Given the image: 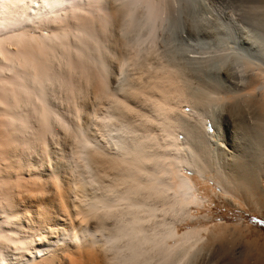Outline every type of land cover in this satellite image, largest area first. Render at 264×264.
I'll return each instance as SVG.
<instances>
[{
	"label": "bare ground",
	"instance_id": "bare-ground-1",
	"mask_svg": "<svg viewBox=\"0 0 264 264\" xmlns=\"http://www.w3.org/2000/svg\"><path fill=\"white\" fill-rule=\"evenodd\" d=\"M199 5L0 0V264H184L220 234L195 211L214 196L264 211V169L205 129L237 98L229 62L258 65L243 100L264 116V64Z\"/></svg>",
	"mask_w": 264,
	"mask_h": 264
},
{
	"label": "rangeland",
	"instance_id": "rangeland-1",
	"mask_svg": "<svg viewBox=\"0 0 264 264\" xmlns=\"http://www.w3.org/2000/svg\"><path fill=\"white\" fill-rule=\"evenodd\" d=\"M197 1H199V6L202 8V12L204 15H206V17L211 15L209 18H214L216 15L215 17H217V20L218 17L221 18L220 21L227 25L232 30L234 35L236 34L235 39H237L235 42L237 44L235 42H231L233 47H236L235 45H237V47L240 48L239 50L245 54V57H247L248 60L253 59V62H257L262 65L264 64V0H244L243 3L239 4L232 3L231 0H223V3L218 2V0H202V2L201 0ZM218 14H220V16ZM225 16H227L229 19H224ZM209 18L205 21L206 24L209 23ZM229 21H231V23ZM157 33L160 34L159 36L157 34L159 40L155 37L156 41L154 40L152 42V48L150 47L152 43H149L148 46L149 49L151 48L152 50H148L147 54H149L151 51L153 52H151L152 54L150 53L148 56L146 54V60L149 62L148 65L160 61L163 55L162 52H164V45H162L163 38H161V33H163V31H158ZM156 42L159 45H157ZM157 46L158 48H156ZM159 49L162 52H159ZM157 52H159V55ZM157 56L158 59L160 58L159 60L156 58ZM148 58L150 59L148 60ZM247 58L245 60H247ZM146 60H144L145 65ZM152 60L153 62H151ZM245 62H241V64L240 61L229 62L226 63L221 69L223 83L225 84L228 91L230 90L233 93H236L235 95H237V98L235 100H238L239 102L245 97V95H243L245 91L244 88L250 83L253 77L260 74V70L257 67L258 65L251 66L248 63V67H246L247 63ZM135 67L138 70L137 66H129V69L127 68V76L125 73L124 77H129V74L132 73L133 76L139 75L141 72L140 69H143L139 68L138 74L135 75L134 73H137L136 69V71H134ZM141 74L142 73H140V75ZM229 100L225 102V107L223 108L224 112L223 114L220 113V119H218L217 124L212 123L210 121L211 119L207 120V126L205 128L206 135L208 136L210 134V139L215 138V140H217L216 145L223 147L224 152L226 150L227 156L220 154L221 160L223 159V164L224 162L226 163V160L229 162L232 159H242L246 161L254 160L256 165H258V168L263 172L264 130H260V128H258V124L264 126V123H262L264 121V116L260 115V112L257 110V108L250 104L248 105L244 100V102L241 101L240 104L237 103L238 109L235 107L234 109L236 110H234L232 109L231 104L235 100L231 99V102H229ZM186 108L188 109L189 107L187 106ZM193 108L196 110L195 107ZM260 119L261 121L263 119V121L261 122ZM217 134L219 135L218 137H216ZM230 153L231 156H234L231 159L229 158L231 156H228ZM222 156L228 157L230 160L227 158L225 160L224 157L222 158ZM262 186L264 188V183H262ZM213 187H215L214 189L219 190L218 185L216 186V184H214ZM219 198L220 197L215 198L214 196L212 198V203L210 202V205H208L206 209L204 207L203 209L199 208L201 211H199L197 208H193L197 209L195 211L200 212L198 214H201V216L202 213H208L209 216L213 215L212 218L208 216V218H211L209 221H204L207 217H204L205 219H203V217L200 218V216L198 219L199 221H197L198 224L204 223L207 225V227H209L213 226L214 223V225H217L219 222L220 224L218 225L220 226L217 225V227H214H216V230L219 227L218 230L221 231L220 234L218 232V236L215 232L216 230L213 229V227H209L214 230L215 234L217 235L216 239H213V237L216 235L212 233L211 229L209 230L211 231V235H214L213 237L210 236V232H207V236L205 237L206 232H204V237L207 238L209 236L208 240L212 238L213 241H207V239H204V242H199L201 244L197 245L199 250L198 248L196 249L194 254L195 256L189 259L190 262H184V264H190L192 262L191 260H194L191 264H264V211L262 209L258 210L259 208H249V206L246 204L242 206L243 204L239 205V203H227V201H224V199ZM208 207L210 209H208ZM197 222H194V224H197ZM192 223H188V227ZM181 226L184 228L186 224L180 225V229H183ZM76 250L79 251L80 249L74 248L73 251L75 252L73 255L70 254V258H75V253L78 252H76ZM197 256L199 258H197ZM152 260L154 261V259ZM154 263L157 264L155 261Z\"/></svg>",
	"mask_w": 264,
	"mask_h": 264
},
{
	"label": "snow or ice",
	"instance_id": "snow-or-ice-1",
	"mask_svg": "<svg viewBox=\"0 0 264 264\" xmlns=\"http://www.w3.org/2000/svg\"><path fill=\"white\" fill-rule=\"evenodd\" d=\"M218 2L223 3V0H218ZM231 2L239 4V3H243L244 0H231ZM224 19L228 20L229 18L227 16H225ZM229 22L231 23V21H229Z\"/></svg>",
	"mask_w": 264,
	"mask_h": 264
},
{
	"label": "water",
	"instance_id": "water-1",
	"mask_svg": "<svg viewBox=\"0 0 264 264\" xmlns=\"http://www.w3.org/2000/svg\"><path fill=\"white\" fill-rule=\"evenodd\" d=\"M226 264H231V263H226Z\"/></svg>",
	"mask_w": 264,
	"mask_h": 264
}]
</instances>
